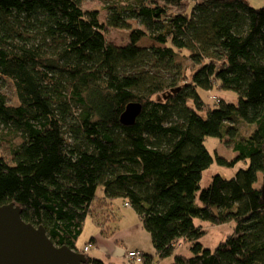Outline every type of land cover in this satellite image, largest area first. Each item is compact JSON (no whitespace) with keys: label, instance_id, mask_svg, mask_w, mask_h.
Masks as SVG:
<instances>
[{"label":"trees","instance_id":"16d2710c","mask_svg":"<svg viewBox=\"0 0 264 264\" xmlns=\"http://www.w3.org/2000/svg\"><path fill=\"white\" fill-rule=\"evenodd\" d=\"M103 9L101 19L82 0H0V148L10 139L0 153V205L19 206L55 245L83 252L84 264H107L86 253L94 236L86 250L76 242L86 217L98 212L107 218L99 234L108 233L115 199L150 235L154 253L142 251V264L171 255L167 264H264L256 186L264 177V6L103 0ZM109 28L129 29L128 42L108 41ZM177 55L196 68H182ZM161 64L173 71L163 73ZM7 80L16 104L1 91ZM213 88L236 99L208 93L206 102L202 92ZM128 103L140 110L124 125ZM206 136H226L247 167L231 178L215 173L200 188L214 161ZM196 218L234 228L205 247ZM180 241L189 255L175 252Z\"/></svg>","mask_w":264,"mask_h":264},{"label":"rangeland","instance_id":"374dc122","mask_svg":"<svg viewBox=\"0 0 264 264\" xmlns=\"http://www.w3.org/2000/svg\"><path fill=\"white\" fill-rule=\"evenodd\" d=\"M249 5L253 7H262L264 6V0H245ZM189 1H186V4H188ZM82 7L84 9H100V17L101 19H104L106 15V11L103 9V0H82ZM133 26H137L136 24H133ZM128 34L129 29H123V28H109L106 31V39L116 45H123L128 42ZM147 41L144 40L143 43L148 44ZM175 62H180L182 68L186 69H195L196 66L187 59L183 55H177L175 57ZM168 64V63H167ZM167 64H161L160 70H162L163 73H167L169 71H173L168 67ZM180 68L179 65H176L173 67L174 70H177ZM1 91L5 94L7 97V101L11 104L17 103V96L16 91L13 86V84L7 80L2 84ZM213 94L215 98L212 99L216 100L218 98L223 99L224 101H234L236 97L234 96V93L228 92V91H222L218 88H213L210 92H202V97L206 102L211 103V100L209 99V94ZM242 134H247L250 131L249 127H246V125H241L240 128ZM2 132H5V130H2ZM226 137V136H225ZM224 137V138H225ZM224 138H219L216 136H206L204 140V144L209 151V153L213 156L214 161L211 163V165L206 168L202 172V177L200 180V188H204L208 185L210 182V179L213 174L219 173L223 177L231 178L235 175V173L241 169L247 167V160H235L236 153L232 150V142L224 140ZM16 142V139H12V143ZM3 146L0 148V153L6 154L10 147V139L2 140ZM216 154L222 158H225L227 161H233V164L227 165V164H219L216 160ZM264 177L262 173H259L258 180L256 182V186L260 188L261 184L263 183ZM97 193H101V189L97 188ZM112 209L113 211V218L110 219V227L107 226V230L104 234L106 238L110 239V236L113 235L114 232L119 231L120 232V240H118L115 244L117 255L115 258L111 259V264H142L143 261V253L140 250V248L144 251V253L147 254H153L154 250L151 244L150 235L147 231L143 229V227L140 224L139 218L137 214L129 207L124 206L123 201L120 199H115L113 201V205L109 210ZM102 210V209H100ZM103 214V213H102ZM107 222V218H104V215H101L99 212L94 216H88L84 220L82 230L80 235L77 239V247L83 248L87 241L91 236H94V234H99L100 232V225L105 226ZM194 222L196 224H200L203 229L205 230V233L200 237L199 241L203 244L205 247L213 248L217 242L220 239H223L228 233H231L234 228V224L231 222H225L221 224H210L207 221H200L199 219H194ZM102 223V224H101ZM105 223V225H103ZM141 230V231H139ZM111 231V232H110ZM95 235V237L97 236ZM100 236V234H99ZM101 237V236H100ZM127 251L123 252V249H127ZM131 248V249H130ZM99 250L98 245H95V243L90 244V249L86 252L88 256L90 257H104L107 259L104 255L103 251H97ZM132 250H138L140 251V257L141 261H137L136 256H130ZM129 252V253H128ZM175 252H181L185 255H189L190 252L188 250V247L186 244L182 243L180 241L178 243V246L176 247ZM86 256V255H85ZM112 258V257H111ZM173 259V255L159 259L154 260L152 264H167L170 263ZM108 261V260H107Z\"/></svg>","mask_w":264,"mask_h":264},{"label":"water","instance_id":"95a60500","mask_svg":"<svg viewBox=\"0 0 264 264\" xmlns=\"http://www.w3.org/2000/svg\"><path fill=\"white\" fill-rule=\"evenodd\" d=\"M139 110V103H128L121 123L133 124ZM259 189L264 200V180ZM86 259L83 252L55 245L42 225L25 222L19 206L0 205V264H84Z\"/></svg>","mask_w":264,"mask_h":264},{"label":"crops","instance_id":"0c3cea01","mask_svg":"<svg viewBox=\"0 0 264 264\" xmlns=\"http://www.w3.org/2000/svg\"><path fill=\"white\" fill-rule=\"evenodd\" d=\"M139 231H141V230H139ZM95 235H97V234H94L95 245H98L99 250L104 252V255L107 259H105L104 257H98V258L107 264H111L110 260L115 258L117 255V252H116L117 249L115 247V244L118 240H120V237H121L120 232L119 231L114 232L113 235L110 236V239L106 238L105 235L104 236L100 235L101 237L99 236V234L96 237H95ZM89 249H90V247L88 248V250ZM99 250H97V251H99ZM127 250H128V248L123 249V252L127 251ZM140 250L143 251L141 248H140Z\"/></svg>","mask_w":264,"mask_h":264},{"label":"built area","instance_id":"2783aa9c","mask_svg":"<svg viewBox=\"0 0 264 264\" xmlns=\"http://www.w3.org/2000/svg\"><path fill=\"white\" fill-rule=\"evenodd\" d=\"M84 250H86V247H84ZM140 251H136V250H132L131 251V254L129 253V255L130 256H136V255H138V256H136V258H137V261H141V257H140V253H139Z\"/></svg>","mask_w":264,"mask_h":264}]
</instances>
